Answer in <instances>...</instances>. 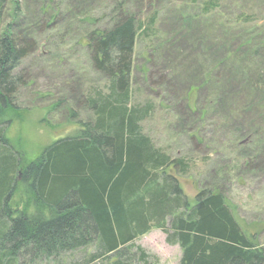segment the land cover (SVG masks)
Masks as SVG:
<instances>
[{
    "label": "rangeland",
    "instance_id": "1",
    "mask_svg": "<svg viewBox=\"0 0 264 264\" xmlns=\"http://www.w3.org/2000/svg\"><path fill=\"white\" fill-rule=\"evenodd\" d=\"M120 12L142 24L130 98V106L148 107L141 132L188 163L177 177L189 203L204 189L221 193L264 252V0H7L0 33L31 45L14 70L19 110L6 116L8 145L24 164L94 122L86 98L106 92L108 79L94 68L87 36ZM18 181L12 209L25 206L29 188ZM133 243L149 255L144 264H179L180 247L156 227ZM94 251L90 244L21 262L73 264Z\"/></svg>",
    "mask_w": 264,
    "mask_h": 264
},
{
    "label": "trees",
    "instance_id": "2",
    "mask_svg": "<svg viewBox=\"0 0 264 264\" xmlns=\"http://www.w3.org/2000/svg\"><path fill=\"white\" fill-rule=\"evenodd\" d=\"M6 2L0 0V27ZM112 21L87 36L94 68L108 79L106 92L86 98L94 122H82L24 164L3 132L6 116L19 110L14 70L31 45L0 33V264L48 259L90 244L94 253L73 264H144L149 255L133 241L151 227L180 247L179 264H264L262 248L242 231L224 196L204 189L189 203L177 177L188 163L141 132L148 107L130 106V98L142 24L124 12ZM18 180L29 188L25 206L12 209L8 200Z\"/></svg>",
    "mask_w": 264,
    "mask_h": 264
}]
</instances>
